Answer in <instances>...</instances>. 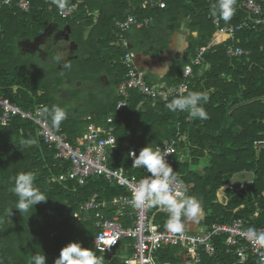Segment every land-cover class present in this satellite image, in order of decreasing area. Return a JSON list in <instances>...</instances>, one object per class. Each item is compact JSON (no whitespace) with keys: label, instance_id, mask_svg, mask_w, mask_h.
<instances>
[{"label":"trees","instance_id":"1","mask_svg":"<svg viewBox=\"0 0 264 264\" xmlns=\"http://www.w3.org/2000/svg\"><path fill=\"white\" fill-rule=\"evenodd\" d=\"M27 1L28 12L15 3H0L1 96L23 109L40 106L41 110H51L53 105L64 108L68 118L60 126L72 140L89 123L83 119L85 116L93 114V121L101 124L105 117L109 118L107 125L114 126L116 139L108 156L109 165L123 166L128 174L138 178L149 174L143 168L132 169L128 152H139L149 143L155 147L180 134L184 139L176 144L171 166L186 185L187 194L197 198L204 208L206 216L199 225L212 226L244 217L246 226L264 228V26L243 28L234 32V40L209 47L215 27L207 15L213 14L215 0H164V8H142L143 0H59L65 6L77 3L67 17L59 14L58 3L53 0ZM241 2L236 0L230 21L219 16L221 25H238L247 20ZM127 10L141 22L146 18L152 20L146 27L133 26L127 33L129 41L130 32L137 29L130 41L136 47L131 49L154 55L168 48L170 35L188 19L187 27L195 36L189 34L184 56L173 61L166 76L167 85L179 83L182 69L191 65L187 92L209 94V101L203 105L209 115L207 120L194 119L188 112H170L166 103L147 100L137 92H131L124 112L116 111L118 97L114 91L126 75L122 63L125 50L110 41H120L113 33V24L126 19ZM52 24L68 25L71 38L78 44L76 63L71 59L70 68L58 69L57 56L50 51L45 59L18 51V42L40 37ZM86 29L87 36L82 38ZM230 45L246 53L229 57L226 51ZM202 47H208L203 62L191 64L196 50ZM108 59H114V63L107 64ZM105 66L112 68L106 71L111 81L104 90L103 101L90 94L80 108H75L68 106V99L57 96L58 85L65 76L70 81L90 80L91 76L97 79V71ZM146 79L153 85L148 76ZM112 118L119 121L112 122ZM45 119L51 124L50 118ZM54 156L55 149L36 135L32 122L16 117L9 126H0V264H30L35 254H45L46 264H54L60 250L74 241L96 250L95 212H84L80 207L95 193L100 200L110 201L123 194V189L102 176L88 178L82 186L70 179L59 181V176L70 170V163ZM29 171L34 173L36 186L48 200L21 214L15 209L18 197L12 192L14 177ZM242 171L253 172V181L239 190L232 189L229 179ZM7 209H13L12 216ZM108 209H104L108 216L117 214L116 209ZM76 212H80V219L74 216ZM223 240L214 239L215 256L202 254L201 264H258L255 257L244 263L234 259L226 253ZM124 243L128 245L130 240ZM177 249H159L160 262L178 263ZM96 254L104 257L105 264H124L118 252L110 256L96 250Z\"/></svg>","mask_w":264,"mask_h":264},{"label":"built area","instance_id":"2","mask_svg":"<svg viewBox=\"0 0 264 264\" xmlns=\"http://www.w3.org/2000/svg\"><path fill=\"white\" fill-rule=\"evenodd\" d=\"M0 3L3 5L15 3L24 12H28L30 8L27 0H0ZM165 6L164 0H143L141 3L142 8H164ZM76 7L77 3L65 6L63 9L59 7V14L63 17L70 16ZM241 7L244 8L248 18L238 25H221L218 15H207L215 27V36L209 47L221 44L227 39L234 40V32L243 28L264 26V0H242ZM150 20V18H146L141 22L135 14L127 10L126 19L116 20L113 24V33L124 46L125 54L122 63L126 67V75L116 87L117 112H124L128 108L131 92H137L150 101L168 103L176 93L183 91L185 94L188 90L189 76L193 71L191 65L182 69L181 81L177 84L150 85L146 79L145 69L136 63L137 53L130 48L127 33L133 26L137 28L147 26ZM207 48L197 49L196 56L191 59V64H201ZM226 52L229 57L246 53L240 47L231 45L227 47ZM37 111H42L40 106L34 109H23L9 98L0 95L1 127L9 126L16 117L32 122L36 135L55 149L54 157L70 163V170L66 175H60L59 181L70 179L82 186L88 178L102 176L123 189V194L113 197L110 201L100 200L95 193L80 207L81 211L95 212L97 232L93 245L94 247L95 244L97 245L95 249L98 252L113 256L124 245L125 240H130L128 246L126 245V248L130 250V255L124 259V264H162L158 260V251L166 246H175L181 250L183 264H201L202 254L210 257L215 256L216 247L213 241L216 237H222L226 245V253L232 254V257L239 262L244 263L249 258L255 257L259 264L260 260L264 258V246L249 241L244 235L246 229L249 228L246 226L244 217H237L228 223H216L212 226L200 225L195 229L189 228L185 221L182 234L169 232L166 228L168 217L166 209L157 207L136 209L132 205V190L142 178L128 174L123 166L110 167L108 156L116 146L112 125H99L93 121V116L89 115L86 119L89 123L86 125L85 131L76 135L72 140L61 126L56 129L45 118H37L35 115ZM182 138L178 134V137L165 139L156 145L161 149L165 148L171 151V154L165 157L170 165L175 162L176 144ZM135 152L137 155L139 154V152ZM128 158L132 167L133 161L129 152ZM132 169L142 168L132 167ZM178 180L182 182L180 190H186L188 193L186 185L179 176ZM178 187L174 184L173 190H177ZM106 208L116 209L119 215L108 216L104 210ZM79 213L74 214L78 219H80ZM257 231H264V228L259 227ZM103 248L104 251L101 250Z\"/></svg>","mask_w":264,"mask_h":264},{"label":"clouds","instance_id":"3","mask_svg":"<svg viewBox=\"0 0 264 264\" xmlns=\"http://www.w3.org/2000/svg\"><path fill=\"white\" fill-rule=\"evenodd\" d=\"M53 3H58L62 9L65 7L59 0H53ZM235 4L236 0H215L212 5V13L228 22L236 11ZM70 67V63L62 64V68ZM209 99V94L206 91H190L187 94L180 91L170 102L166 103L165 107L173 113L188 112L194 119L207 120L209 115L203 105ZM35 115L37 118H50L52 126L56 129H59L62 122L68 118L67 111L58 105H53L51 110L45 107L42 111H37ZM169 154L171 151L165 148L161 149L159 146L153 147L152 143L143 147L138 155L134 150L129 151V156L133 161L132 167L143 168L149 174L133 188L132 205L136 209L145 207L166 209L168 213L167 230L173 234H182L185 221L196 222L200 205L197 198L189 196L186 190H180L182 182L178 180L177 172L165 159ZM35 180L34 173L30 171L20 172L14 177L12 192L18 197L15 209L19 210L21 214L48 200L36 186ZM174 184L179 186L175 191L173 190ZM12 210H6L9 216L13 215ZM244 235L249 241L264 246V231H257L254 227H249ZM95 248H97L96 244ZM101 250L104 251V248ZM30 264H46L45 254L33 255ZM54 264H105V259L98 256L96 250L83 247L80 242L74 241L60 250ZM259 264H264V258L260 260Z\"/></svg>","mask_w":264,"mask_h":264},{"label":"crops","instance_id":"4","mask_svg":"<svg viewBox=\"0 0 264 264\" xmlns=\"http://www.w3.org/2000/svg\"><path fill=\"white\" fill-rule=\"evenodd\" d=\"M97 17H98V12L95 11V13L93 15L94 21H96ZM151 21L152 20H150L149 24L151 23ZM188 23H189L188 19H184L180 23V25L177 28V30L175 32H173L170 35V37H169L168 48L161 50L159 52V55H154L152 53L145 52V51L138 50V49L134 48V51L137 53L136 63L139 66H141L142 68L145 69V71L147 73V76H148V79L150 80V82L153 85H167L169 83V79L166 76L171 71L173 61L176 59V57L184 56V54H185V52H186V50H187V48L189 46V43H188V40H187V37L189 36V34H192L193 36H195V32H191L188 29V27H187ZM144 27H146V26H144ZM157 28L158 29H156V30L158 32L161 31L159 29V28H161V26L160 27L158 26ZM136 30L137 29L134 28L130 32V37H129L130 38V40H129L130 48L136 47L132 43H130L132 35H133V33ZM70 32H71V29L69 28L68 25H60L59 26L58 24H52L45 31V36L48 37L50 35V40L54 41L55 44H56L57 41L59 43L61 40H63L64 42L67 43V44H65L66 45L65 47L67 49V53H66V55L64 57H62L64 59L67 58L64 63L71 62V59H73L74 62L76 61L75 57L77 55L78 44L76 43L75 40H73L71 38ZM87 32H88V30L86 29V31L82 35V38H86ZM110 42H112L111 45L116 46V47H120L121 46L124 49V46H123L121 40L118 42L117 40L112 39ZM73 49H74V51H73ZM49 51L53 52L55 55L57 54V52L53 51L52 49H50ZM72 52H74V54L72 56H70V54ZM56 56H58V55H56ZM108 60H107V64L114 63V59H108ZM57 61H58V57H57ZM61 64L62 63L60 62L58 64V67ZM110 68H112V66ZM110 68H106V66H105V68L103 67L102 69L97 71V77H98L97 79H95L94 77L91 76L90 80L81 79V80H74L73 81L74 82V86H75L74 89L76 91L75 95L73 97L75 99V103L78 105L75 108H80V106L83 105L85 98L88 97L90 94H96L99 98H101V101H103L102 98H103V96L105 94L104 90L109 85V83L111 81V79L108 77L109 74L106 72L107 69H110ZM75 77L77 78V74H76ZM70 80L71 79L69 77L65 76L64 80L58 85V87L63 85V83L66 84V81H70ZM114 95L116 96V88H115V91H114ZM68 106L72 107V106H70V104H68ZM89 115H91V116H93V118H95L93 114H89ZM89 115H87V116H89ZM87 116H85L83 118L85 121H87L86 120ZM108 120H109V118L105 117L103 119V121H102V124H101V122H96V121L95 122L97 124H99V125H107ZM111 121L112 122L113 121H119V118H116V119L112 118ZM85 128H84V131H85ZM117 214L119 215L118 212H117ZM201 220L202 219H201V217H200V215L198 213V217H197L196 222L195 223H193V222L188 223V227L195 229L196 226H200L199 223H200ZM123 244L124 245L121 246V248L119 249L118 253L122 254L124 252H127L128 256H129L130 255V250L128 248H126L127 244H125L124 242H123ZM177 251L179 253H178V255H176V257H178V263H176V264H183L184 260H183V258H181L182 257L181 253H180L181 250L178 248ZM158 260L160 262L159 257H158ZM160 263H162V262H160ZM162 264H169V263H162Z\"/></svg>","mask_w":264,"mask_h":264},{"label":"rangeland","instance_id":"5","mask_svg":"<svg viewBox=\"0 0 264 264\" xmlns=\"http://www.w3.org/2000/svg\"><path fill=\"white\" fill-rule=\"evenodd\" d=\"M54 41L50 40V35L47 37L45 36V32L38 38L34 40H23L17 43L18 51H20L22 54L28 53L30 55L37 54L41 59H45V57H48L49 50L52 49L53 51L57 52L56 55H58V64L61 62L64 64L65 60L62 57H64L67 53L66 49V42L61 40L59 43L58 41L54 45ZM46 49V50H45ZM74 51V49H73ZM74 52L70 54L72 56ZM64 59V60H63ZM69 59V58H68ZM62 64L58 67V69H63ZM58 66V65H57ZM63 83V85L59 86L57 88V96L59 98H65L68 99V104L72 107H77L78 105L75 103V99L71 98L70 95L75 93V86L73 81H66V84ZM199 215L201 219H203L206 216V213L204 211V208L200 206ZM187 223H190L187 221ZM200 224V223H199ZM179 253V252H178ZM120 259H125L128 257V253L124 252L120 255H118Z\"/></svg>","mask_w":264,"mask_h":264},{"label":"water","instance_id":"6","mask_svg":"<svg viewBox=\"0 0 264 264\" xmlns=\"http://www.w3.org/2000/svg\"><path fill=\"white\" fill-rule=\"evenodd\" d=\"M254 174L249 171L235 173L228 181V185L235 190L241 189L245 184L253 181Z\"/></svg>","mask_w":264,"mask_h":264}]
</instances>
